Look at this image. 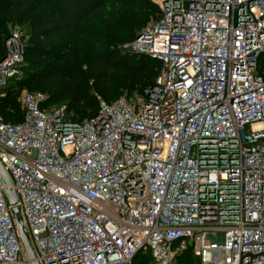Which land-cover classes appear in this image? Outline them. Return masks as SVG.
Segmentation results:
<instances>
[{"label": "built area", "instance_id": "2783aa9c", "mask_svg": "<svg viewBox=\"0 0 264 264\" xmlns=\"http://www.w3.org/2000/svg\"><path fill=\"white\" fill-rule=\"evenodd\" d=\"M163 12L123 49L159 63L144 97L100 99L76 121L24 92L21 122L0 114V264H133L148 250L174 264L190 248L199 264H264V0H165ZM24 55L12 33L0 90Z\"/></svg>", "mask_w": 264, "mask_h": 264}, {"label": "trees", "instance_id": "16d2710c", "mask_svg": "<svg viewBox=\"0 0 264 264\" xmlns=\"http://www.w3.org/2000/svg\"><path fill=\"white\" fill-rule=\"evenodd\" d=\"M141 1L118 0V4L122 11L144 8L145 19L148 20L155 8L140 7ZM109 2L0 0V61L5 57V41L11 35L9 23L24 25L27 31V35L22 37L25 55L21 73L5 89L0 90V114L6 123L22 121L19 97L25 89L48 94V107L59 108L57 105L65 103L69 117L85 121L80 118L90 119L99 112V99L111 103L128 91H137L144 97L145 91L154 86L159 63L115 47V44L125 45L134 41L142 31H137L136 27L144 24V20H141L136 27L125 26L120 12L106 20L105 36L100 48L86 58L83 73L76 63L72 52L78 39L85 37V22ZM51 60L56 61L51 63ZM259 73L264 76V65L259 66ZM2 93L6 96L2 97ZM75 113H79V118ZM191 254L186 250L177 258L192 264Z\"/></svg>", "mask_w": 264, "mask_h": 264}, {"label": "rangeland", "instance_id": "374dc122", "mask_svg": "<svg viewBox=\"0 0 264 264\" xmlns=\"http://www.w3.org/2000/svg\"><path fill=\"white\" fill-rule=\"evenodd\" d=\"M165 0H142L140 7L151 6L155 8L150 13V18L147 20L145 19V12L143 11L144 8H129L127 10H121L120 4H118V0H110L107 3L106 7L96 13L90 20L86 21L84 24L85 27V37L78 39V44H76L73 56L75 58L76 63L82 69V73L85 71L84 62L86 58L96 49L100 48V42L102 38L105 36V26L106 20L116 15V13L120 12L122 24L126 25H136L141 21L144 20V24L142 26H137L136 30L141 31L145 29L150 24L159 21L163 17V5ZM121 10V11H120ZM9 31L10 33H17L21 37H25L27 35V31L24 29V25L19 23H9ZM117 48L124 49V46L127 44H115ZM56 60H51V63H54ZM264 65V54L259 62V66ZM82 77V76H81ZM38 89V88H37ZM31 89H25L21 92H31ZM20 94V95H21ZM142 94H139L137 91H128L125 92L122 97H130V99L137 100L141 98ZM100 100V99H99ZM101 101V100H100ZM65 103L61 105H57V107H64ZM76 116L79 118V113H75ZM86 120L87 118H80ZM189 251L191 252L192 249L190 248ZM192 255V254H191ZM192 264H199V261L192 255ZM187 262V261H186ZM183 260L177 258L174 264H187ZM134 264H155V260L152 256L151 251H142L138 254V256L134 260Z\"/></svg>", "mask_w": 264, "mask_h": 264}, {"label": "water", "instance_id": "95a60500", "mask_svg": "<svg viewBox=\"0 0 264 264\" xmlns=\"http://www.w3.org/2000/svg\"><path fill=\"white\" fill-rule=\"evenodd\" d=\"M0 180L5 185H8V186L11 185V180H10L8 174L5 172V170L1 164H0ZM6 194H7V197L9 199L10 204L12 206H15L18 203V196H17L16 192L12 189H6ZM14 212H15V217L17 218L18 208H15ZM17 224H18V228H19L21 238H22L24 247L26 249V252H27L29 258L31 260H34L35 259V253H34V250L31 246L30 240L28 238L26 229H25L24 225L22 224V222L17 221ZM34 264H38V263L35 262Z\"/></svg>", "mask_w": 264, "mask_h": 264}]
</instances>
